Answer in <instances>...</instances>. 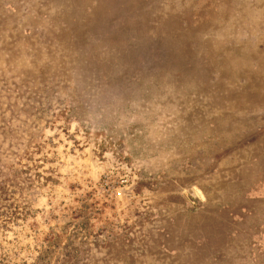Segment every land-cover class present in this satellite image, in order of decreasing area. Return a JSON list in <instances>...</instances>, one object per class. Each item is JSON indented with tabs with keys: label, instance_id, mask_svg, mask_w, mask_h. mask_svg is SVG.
I'll use <instances>...</instances> for the list:
<instances>
[{
	"label": "rangeland",
	"instance_id": "1",
	"mask_svg": "<svg viewBox=\"0 0 264 264\" xmlns=\"http://www.w3.org/2000/svg\"><path fill=\"white\" fill-rule=\"evenodd\" d=\"M0 264H264V0H0Z\"/></svg>",
	"mask_w": 264,
	"mask_h": 264
}]
</instances>
